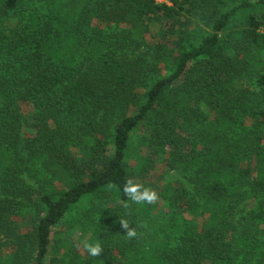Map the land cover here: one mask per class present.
Segmentation results:
<instances>
[{
    "label": "trees",
    "instance_id": "trees-1",
    "mask_svg": "<svg viewBox=\"0 0 264 264\" xmlns=\"http://www.w3.org/2000/svg\"><path fill=\"white\" fill-rule=\"evenodd\" d=\"M38 1L0 0V264L57 253L56 264H264V0H46L51 13L34 14ZM183 16L209 32L144 91ZM152 20V60L125 56L124 31H102L141 43ZM67 34L75 62L58 55ZM129 180L157 199L131 201ZM245 187L258 206L237 217ZM84 197L90 208L60 236ZM162 215L172 245H146Z\"/></svg>",
    "mask_w": 264,
    "mask_h": 264
},
{
    "label": "rangeland",
    "instance_id": "rangeland-1",
    "mask_svg": "<svg viewBox=\"0 0 264 264\" xmlns=\"http://www.w3.org/2000/svg\"><path fill=\"white\" fill-rule=\"evenodd\" d=\"M158 2H161L162 0H156ZM63 2V0H58L57 5H60ZM50 2H47L46 0L34 2L31 5L34 7V14L39 13V14H45L47 12H50V8L52 7V4L50 5ZM55 4V6H57ZM234 4V1H227V6L230 7L231 5ZM69 10V7H68ZM55 12H58V15L60 16L59 10L54 9ZM71 12V11H70ZM51 13V12H50ZM33 15V14H29ZM31 16H28L25 19H31ZM1 24L6 25L9 28H13L17 24V17L15 15L8 17L4 22ZM151 24L149 26V30L147 34H145V38L141 43H136V41H131L128 42L126 41V32L128 29L127 28H109L107 26H103V30H107V32L111 33L114 32L117 34L119 31H124L119 34L118 39L120 40L121 47H122V52L125 54L127 58H150L152 60V54H153V38L149 34H155V32L159 33L160 32V27L156 21L149 22ZM153 24H157V26H154ZM69 25V24H66ZM173 31V32H172ZM262 32H264V29H261ZM209 32V27L199 20L192 18V17H187L183 16L181 17L178 21L177 24L174 26V28L171 30L169 35L164 38L165 44L167 45L166 47V53H167V58L161 62L158 66V70L156 72H152L149 74V76L146 79V86L144 87V91L147 90L148 86L151 84V82L154 79H157L158 77L167 75L174 69V63L177 56L184 50H188L192 47L197 46L201 39ZM156 35V34H155ZM166 35V34H164ZM160 39V36L157 35L155 36V39ZM61 48L58 50V55H60L63 59L69 62H75L76 60L80 59V57L83 55H80L78 52V49L75 45V42L73 39L70 38V34L63 35L62 40H61ZM244 82L242 81H236L235 85L237 87H240L241 84ZM144 99L140 101L142 103ZM194 107H198L205 115H207L209 118H211L214 115V111L209 109L204 103L201 101H196L193 103ZM23 110L28 113L31 112L32 106L29 103H23ZM30 131L28 127L24 132ZM159 171L155 170L150 173V176L148 177V180H154L158 178L159 176ZM28 176V175H27ZM158 176V177H157ZM177 177L175 172L170 171L165 174L166 179H172ZM28 178H30L28 176ZM31 183L32 179L30 178ZM35 184V183H34ZM245 190V194H240L236 199L237 206L235 208L236 216L241 217L243 216L246 212L251 211L253 209H256L258 206V199L259 197L254 193L253 191L250 190L249 187L243 188ZM242 189V190H243ZM91 206V201L90 197H84L79 205H77L71 213L68 215L67 220H65L61 225H59V229L61 230V233L59 234L60 236H64L65 230L68 226V221L71 220L72 218L76 217V215H83L88 211V209ZM22 216H16L15 219L20 222ZM153 219V225L151 228H149L147 231L144 233V243L146 245L148 244H154L160 246V244L163 242L169 245H172L173 243V237H174V232L175 228L173 227V224L171 223V220L164 215L162 216H154L152 217ZM180 220V219H179ZM175 225V224H174ZM85 238V237H84ZM59 254L57 253L56 257ZM53 256V254L48 257L47 264H56V258ZM53 258V260H52Z\"/></svg>",
    "mask_w": 264,
    "mask_h": 264
},
{
    "label": "clouds",
    "instance_id": "clouds-1",
    "mask_svg": "<svg viewBox=\"0 0 264 264\" xmlns=\"http://www.w3.org/2000/svg\"><path fill=\"white\" fill-rule=\"evenodd\" d=\"M123 191L125 195L133 202H146V203H152L157 199V193L155 191H150L147 188L141 190V185L138 183H133L131 180H129L124 188ZM123 227L127 228L128 224L124 221H121ZM129 236H134L135 232L131 229L128 230ZM87 250L91 256H97L100 252V246L99 244L93 243V244H87L86 245Z\"/></svg>",
    "mask_w": 264,
    "mask_h": 264
}]
</instances>
